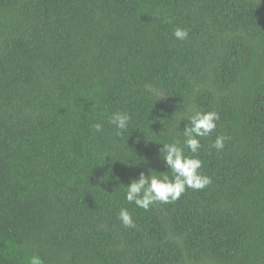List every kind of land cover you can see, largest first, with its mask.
<instances>
[{"label": "trees", "instance_id": "obj_1", "mask_svg": "<svg viewBox=\"0 0 264 264\" xmlns=\"http://www.w3.org/2000/svg\"><path fill=\"white\" fill-rule=\"evenodd\" d=\"M116 111L132 117L121 136ZM197 111L220 115L196 154L211 184L129 204L141 171L171 177L162 143ZM34 255L264 264V0H0V264Z\"/></svg>", "mask_w": 264, "mask_h": 264}, {"label": "clouds", "instance_id": "obj_2", "mask_svg": "<svg viewBox=\"0 0 264 264\" xmlns=\"http://www.w3.org/2000/svg\"><path fill=\"white\" fill-rule=\"evenodd\" d=\"M188 30L176 27L173 36L177 40L188 38ZM132 117L124 111H116L108 117V123L114 126L115 135L121 136L127 131ZM188 123L185 126L183 142L173 141L162 143L161 158L171 172V177L167 173L156 175L154 170L149 169V174L140 172L138 179H133L126 186L125 199L129 204H135L138 208L145 211L157 204H167L176 202L187 189L202 190L211 184V177L203 174L200 170L203 162L198 158L201 148V139L210 137L217 128L220 115L216 111H197L187 115L185 118ZM94 132H102L103 123L92 125ZM229 139L223 134L216 136L210 145V149L217 151L225 147V141ZM187 149L192 155H186ZM118 220L125 228H135L136 224L131 212L127 208H121L118 213ZM30 264H42L39 256H32Z\"/></svg>", "mask_w": 264, "mask_h": 264}]
</instances>
